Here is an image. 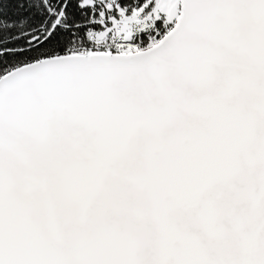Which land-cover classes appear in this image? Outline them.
Instances as JSON below:
<instances>
[{
    "label": "snow or ice",
    "instance_id": "1",
    "mask_svg": "<svg viewBox=\"0 0 264 264\" xmlns=\"http://www.w3.org/2000/svg\"><path fill=\"white\" fill-rule=\"evenodd\" d=\"M0 264H264V0H0Z\"/></svg>",
    "mask_w": 264,
    "mask_h": 264
}]
</instances>
